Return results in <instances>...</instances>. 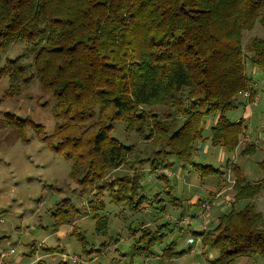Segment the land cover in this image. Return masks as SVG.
Masks as SVG:
<instances>
[{
    "label": "trees",
    "instance_id": "obj_1",
    "mask_svg": "<svg viewBox=\"0 0 264 264\" xmlns=\"http://www.w3.org/2000/svg\"><path fill=\"white\" fill-rule=\"evenodd\" d=\"M255 22L264 26V0H0V79L7 78L5 95H18L37 81L54 99L51 112L55 119L49 134L31 118L11 113L4 114L1 124L23 140L27 127L36 129L54 153L71 162L69 175L86 203L81 207L66 200L56 203L52 227L80 228L81 213H91L96 236L104 240L95 247L83 232L72 231L81 242L84 258L106 252L110 241L119 238L118 233L108 232V215L99 213L107 198L136 204L134 209L144 202L134 186L141 173L108 175L123 166L164 171L173 166L171 157L199 176L223 177L232 171L234 200L211 226L205 223L190 231L202 245L217 249L206 264L264 258V214L256 203L264 193V148L257 162L260 177L255 180L228 160L223 169L194 160L203 140L239 157L259 148V141L242 140L246 125L232 114L243 103L242 92L249 93L244 97L248 102L255 95L246 62L264 73V40L253 38L248 56L242 46L243 31L251 30ZM17 43L23 50L2 61ZM212 115L215 120L205 137L204 120ZM116 122L126 133L155 144L151 157L137 156L134 145L116 139ZM162 171L157 176L166 178ZM172 198L174 207L184 209L179 198ZM203 201L192 204L200 207ZM165 207L161 199L159 209ZM207 210L200 207L198 217ZM175 224L181 230L189 222ZM141 230L126 253L114 249L118 261L110 260L134 264L133 258L139 257L162 264L180 253L172 249L173 242L159 252L153 249L165 243L168 224L150 230L143 223ZM192 242V238L187 240ZM40 250L64 251L59 246Z\"/></svg>",
    "mask_w": 264,
    "mask_h": 264
},
{
    "label": "rangeland",
    "instance_id": "obj_2",
    "mask_svg": "<svg viewBox=\"0 0 264 264\" xmlns=\"http://www.w3.org/2000/svg\"><path fill=\"white\" fill-rule=\"evenodd\" d=\"M253 38L264 40V26L259 22H255L251 30L243 31L242 46L247 56L251 53L249 46ZM23 48L24 46L19 43L13 45L3 56L2 61L6 56L14 57ZM246 71L252 80L255 89L254 97L257 101L248 102L243 97V103L233 110L232 114L235 119L243 120L246 125L245 134L251 140L259 141V148L252 155L239 157L237 153H228L221 147L211 146L208 140H203L198 144L194 160L220 169H223L228 160L238 164L248 179L255 180L260 177L257 162L262 159L264 148V73L251 67L248 62H246ZM7 88V78L2 77L0 79V218H2L0 248L13 250L12 254L3 257L2 264H37L39 260H42V264H59L61 261H65V264H75L71 262L72 256L78 257L82 261L81 264H94L97 261L101 264H117L116 260H110L112 257L117 258L114 249L126 253L134 241L133 238L142 233L143 223L149 226L150 230L164 223L169 225L170 230L163 239L165 243L160 246L154 245L153 249L159 252L165 244L173 242L172 249L180 253L171 260L167 258L162 264H206L207 259L217 255V249L202 245L200 238L191 234L190 231L202 228L205 223L211 226L220 211L228 207L222 197H213L215 194L211 191L212 189L219 186L225 189L224 195L234 200L231 184L232 171L229 169L223 177L222 175L221 177L199 176L188 167L182 168L171 157L169 160L174 164L169 169H165L166 178L157 176L163 169L152 172L147 166L131 168V171L123 166L108 175V177H117L124 174L131 175L132 172L135 175L141 173L139 183L136 182L134 186H138L136 188H139L138 192L143 196L144 202L134 209L133 206L136 204L110 202L104 195L103 198H107L105 207L99 213L108 215V232L118 233L119 238L117 241L116 238L110 241L106 252L102 251L97 256L89 254L90 261L87 260L88 257L84 258L81 242L77 236L71 234L72 231L83 232L85 239L92 242L95 247L104 240L103 237L96 236L95 219L91 217V213L86 215L81 213L82 217L78 220L80 228L64 225L68 230L64 235L60 234L64 228L53 230L52 227L51 213L56 203L61 200L72 201L77 207H81L83 201L86 203L83 196H78L79 186L69 175L71 162L62 155L54 153L37 135L36 129L27 127L24 132L25 140H23L17 137L12 129L2 127L1 124L4 114L11 113L17 118H31L35 123L43 126L45 134H49L55 125L51 112L54 99L50 93L43 92L37 81L13 97L5 95ZM214 120L213 115L205 118L203 124L205 137L209 135L210 126ZM113 135L122 143L134 145V149L139 150L137 156L141 158L151 157L152 151L157 147L152 142L139 140L134 133H126L119 122L115 123ZM242 145L243 142H241ZM174 196L182 201L184 209L171 204ZM161 199L166 204L164 211L159 209ZM198 199L210 202V209L202 213V218L198 217L200 207L188 202L196 203ZM256 203L257 210L264 214V193L256 198ZM181 215L189 218V224L183 225L185 229L180 230L175 221L180 220ZM189 238H192V243H187ZM55 246H59L64 251L45 254L40 250L41 247ZM36 247L40 248L36 249ZM64 254L68 259L63 257ZM121 259L123 260L122 257ZM133 259L134 264L158 262L151 258L134 257ZM234 264H264V258H240Z\"/></svg>",
    "mask_w": 264,
    "mask_h": 264
},
{
    "label": "built area",
    "instance_id": "obj_3",
    "mask_svg": "<svg viewBox=\"0 0 264 264\" xmlns=\"http://www.w3.org/2000/svg\"><path fill=\"white\" fill-rule=\"evenodd\" d=\"M242 95L244 97H248L249 96V93L248 92H242ZM256 101H257V99H256V97H254L253 98V102H256ZM242 140L243 141H248V140H250V137L247 134H245L243 136ZM163 172L167 174V172L165 170ZM231 184H232V181H231ZM223 199L227 202V206H228L230 204V201L231 200L227 196H225ZM209 205H210V202L209 201H203L201 203V206L200 207L203 208L204 210H207L210 207ZM0 221H2V218H0ZM179 222L180 223H183V224H187L189 222V219L187 217H184L181 220H179ZM10 253H12V249L11 250H4V249H1L0 248V264L3 263V257L5 255H9ZM63 257L65 259H68V257L65 254L63 255ZM71 262L72 263H75V264H81L82 263V261L78 257H76V256H72L71 257Z\"/></svg>",
    "mask_w": 264,
    "mask_h": 264
},
{
    "label": "crops",
    "instance_id": "obj_4",
    "mask_svg": "<svg viewBox=\"0 0 264 264\" xmlns=\"http://www.w3.org/2000/svg\"><path fill=\"white\" fill-rule=\"evenodd\" d=\"M213 180V179H212ZM221 183V182H220ZM220 186H221V184H220ZM214 194H215V196L217 197V196H220V197H222L223 198V195L226 193V191H225V189H221V187H219V186H217L216 188H214V189H212L211 190ZM214 196V197H215ZM225 196H227V195H224V197ZM197 198V197H196ZM190 204H192L193 203V201H188ZM61 228H64V230H62V232L60 233V231H59V233L61 234V235H64L65 234V232H67L68 230H67V228L65 229V226L63 225V226H60ZM59 227V228H60ZM40 248V247H39ZM38 247H36V249H39ZM9 250H11V249H9ZM12 253H13V250H12ZM12 253H10V254H12ZM9 254V255H10ZM45 254H48V253H45Z\"/></svg>",
    "mask_w": 264,
    "mask_h": 264
}]
</instances>
